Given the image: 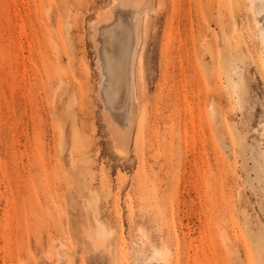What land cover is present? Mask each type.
Segmentation results:
<instances>
[{"label":"rangeland","instance_id":"obj_1","mask_svg":"<svg viewBox=\"0 0 264 264\" xmlns=\"http://www.w3.org/2000/svg\"><path fill=\"white\" fill-rule=\"evenodd\" d=\"M112 1L0 0V264H264V0L143 7L127 148L97 95Z\"/></svg>","mask_w":264,"mask_h":264},{"label":"bare ground","instance_id":"obj_2","mask_svg":"<svg viewBox=\"0 0 264 264\" xmlns=\"http://www.w3.org/2000/svg\"><path fill=\"white\" fill-rule=\"evenodd\" d=\"M151 1L113 0L109 7L107 5V10L101 12L99 19L96 17L95 20L97 21L93 22L92 25L90 24L91 29H93L94 41L91 40L93 45L95 44V52L97 51L99 72L97 95L102 103L104 116L107 118L104 119L108 122L114 138L112 141L113 143L116 142V148L117 144L124 148L128 147L133 127L137 122L136 108L139 93L136 81V74L138 73H136V61L138 60L136 56L138 49L141 48L139 47L142 36L140 14L144 11L142 9L147 7V10L153 5ZM233 33V36L227 34L225 39L226 45L232 46L228 52L230 58L239 53L235 50L236 46L239 50L250 48L247 38L241 37L237 28L234 29ZM262 39L264 41V34ZM211 110L212 112L215 110L214 104H211ZM125 152L127 151L125 150ZM99 234L103 237L104 229L101 228ZM153 255L166 260L165 253L156 248L153 249Z\"/></svg>","mask_w":264,"mask_h":264}]
</instances>
